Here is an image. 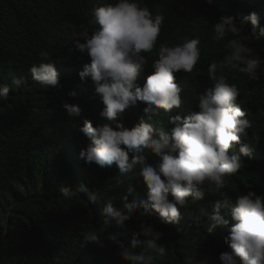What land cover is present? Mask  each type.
<instances>
[{"label":"trees","instance_id":"1","mask_svg":"<svg viewBox=\"0 0 264 264\" xmlns=\"http://www.w3.org/2000/svg\"><path fill=\"white\" fill-rule=\"evenodd\" d=\"M109 2L114 0H0V85L9 89L8 100L0 101V264H130L118 257L116 246L107 239L113 229L101 234L103 248L82 243L80 235L103 226L102 209L109 200L123 213L122 197L127 196L130 204L146 199L139 167L121 174L115 164L101 168L94 163L86 165L79 157L88 143L79 132L84 121H91L93 127L105 121L99 116L102 103L92 98V81L81 82L78 75L90 57L75 49L72 37L84 29L91 31L92 9ZM144 4L153 15L162 14L165 19L154 52L144 54L149 63L138 78L141 86L153 72L151 62L161 43L171 45L197 37L201 41V59L193 72L174 73L185 102L168 114L160 109V115L151 120L155 129L167 131L170 115L178 111L183 118L199 111L196 96L211 86L207 67L223 58L224 42L212 39V25L221 16L239 21L255 12L259 33L264 28V0H144ZM251 28L248 22L245 32ZM251 46L264 58V35ZM41 50L49 53L46 62L54 63L60 87L43 89L32 79L29 68L41 62ZM226 74L229 83L239 88L237 102L252 121L241 141L253 145L250 157L241 155L244 166L231 178L226 191L230 200L248 191L264 195V75L259 81H250L238 72ZM19 75L27 77L24 87L13 84ZM70 91L77 96L70 97ZM64 103L78 105L81 114L70 118ZM147 106L138 101L126 108L118 121L130 129L144 116ZM233 152L240 155L239 145L229 149L230 155ZM144 155L147 163L158 162L154 154ZM63 187L76 192L79 199L62 198ZM91 193L100 197L96 203H87ZM221 199L208 193L203 200L190 201L186 209H179V224L164 226L155 213L146 217V224L163 233L158 243L166 244L168 250L167 259L156 264H221L220 253L229 251L224 237L230 226L209 233L205 215L211 214L212 206ZM221 211L230 208L221 204ZM138 217L139 210L125 224L124 232L140 230ZM130 239V235L124 237L126 246Z\"/></svg>","mask_w":264,"mask_h":264},{"label":"clouds","instance_id":"2","mask_svg":"<svg viewBox=\"0 0 264 264\" xmlns=\"http://www.w3.org/2000/svg\"><path fill=\"white\" fill-rule=\"evenodd\" d=\"M164 19L162 14L153 15L144 0H114L92 9L88 21L94 26L91 31L84 29L73 34L75 49L90 57V62L78 73L79 78L81 82L92 81V98L102 103L99 116L105 121L96 127L91 121H84L79 132L88 143L80 150L79 157L86 165L94 163L101 168L115 164L121 174L139 167L146 187L144 200L130 204L127 196L122 197L123 213L114 209L109 200L102 209L103 226L81 232L82 243L103 248L101 234L113 229L107 239L116 246L121 260L130 264L162 262L168 256L166 244L158 243L163 233L146 224L145 218L155 213L164 226L179 224L182 219L179 209H186L190 201L203 200L211 193L222 199L212 206L211 214H205L207 231L230 226L224 237L229 251L220 253L221 264H264V195L248 191L230 200L226 191L231 178L244 166L241 155L250 157L253 151L252 144L241 141L242 136L247 137L246 130L252 127V121L237 102L239 88L229 83L226 73L238 72L250 81L260 80L264 75V58L256 54L251 44L264 35V28L257 33L259 18L255 12L239 21L221 16L212 25V39L224 42V55L207 67L211 86L196 96L199 111L183 118L177 111L169 116L170 128L164 131L153 127L152 118L160 115V109L168 114L179 110L185 102L174 73L191 74L201 59L198 37L171 45L161 43L151 62L153 72L142 86L138 84L140 74L149 63V57L144 54L154 52ZM248 22L252 28L246 33ZM39 55L41 62L29 68L32 79L43 89L60 87L54 63L46 62L49 53L41 50ZM26 83L25 75L13 79L18 87ZM8 94V87L0 85V101H7ZM68 95L76 97L77 93L70 91ZM138 101L148 105L143 109L144 116L130 129L126 128L118 118ZM62 106L70 118L81 114L78 105L64 103ZM236 145L240 155L235 152L230 155L229 149ZM145 153L154 154L158 162L147 163ZM128 191H132L131 186ZM61 192L66 200L79 199L67 187ZM99 199L97 193H91L87 203H96ZM221 204L230 211L222 212ZM138 210L140 230L124 232L125 224ZM126 235L131 236L127 246L123 242Z\"/></svg>","mask_w":264,"mask_h":264}]
</instances>
